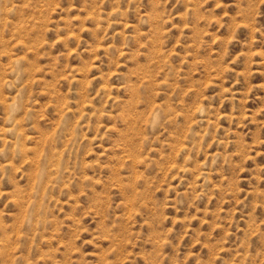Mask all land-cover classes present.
Masks as SVG:
<instances>
[{
	"label": "rangeland",
	"instance_id": "374dc122",
	"mask_svg": "<svg viewBox=\"0 0 264 264\" xmlns=\"http://www.w3.org/2000/svg\"><path fill=\"white\" fill-rule=\"evenodd\" d=\"M0 264H264V0H0Z\"/></svg>",
	"mask_w": 264,
	"mask_h": 264
}]
</instances>
